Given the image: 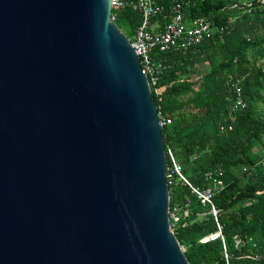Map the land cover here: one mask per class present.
<instances>
[{
    "label": "water",
    "instance_id": "obj_1",
    "mask_svg": "<svg viewBox=\"0 0 264 264\" xmlns=\"http://www.w3.org/2000/svg\"><path fill=\"white\" fill-rule=\"evenodd\" d=\"M112 1L0 0V264H189Z\"/></svg>",
    "mask_w": 264,
    "mask_h": 264
},
{
    "label": "trees",
    "instance_id": "obj_2",
    "mask_svg": "<svg viewBox=\"0 0 264 264\" xmlns=\"http://www.w3.org/2000/svg\"><path fill=\"white\" fill-rule=\"evenodd\" d=\"M154 1L168 10L172 0ZM183 14L186 22L204 19L211 35L183 50L153 48L150 58L160 69L156 84L148 81L158 112L171 120L161 128L166 168L170 151L195 188L208 186L206 173L224 181L212 197L223 241H200L217 224L210 206L179 180L168 185L169 207L188 215L174 235L189 264H264V0H199ZM112 15L133 41L141 15L128 3ZM238 81L245 106L232 112L231 85ZM228 126L231 130H220ZM234 237L244 244L236 246Z\"/></svg>",
    "mask_w": 264,
    "mask_h": 264
},
{
    "label": "built area",
    "instance_id": "obj_3",
    "mask_svg": "<svg viewBox=\"0 0 264 264\" xmlns=\"http://www.w3.org/2000/svg\"><path fill=\"white\" fill-rule=\"evenodd\" d=\"M198 1L199 0H172L168 10L164 6H159L154 0L112 1V11L119 10L128 3L133 11H136L141 15V23L135 31L133 41H130V43L135 54L139 58L143 73L146 75L147 79L150 78L152 85L156 84V75L160 69V65H155L150 58V52L153 48H157L160 52L168 50H183L197 45L204 38L211 35L210 24L204 19H194L189 22L184 20L183 8L190 4L197 3ZM111 19L112 21L115 20V16L112 15V13ZM238 85L239 81L234 82L231 85V88L234 89L233 93L236 95V99L232 105V112L245 106L240 98V88ZM161 90V88L155 89V92L159 94ZM158 119L161 128L164 125H169L171 123L170 119L161 117L159 112ZM220 130L222 132L231 130V126H228L227 129L221 127ZM168 155L171 159V165L169 168H166L167 185H172L175 180H179L181 184L187 185L201 204H208L210 206L209 211L213 215L217 224V230L214 233L206 235L200 241L202 243L215 241L217 239L223 241L221 228L217 223V211L212 204L213 195L224 187L222 177L220 178V176L216 177L212 173H206L204 178L208 183V186L203 190H199L192 186V184L183 176L181 165L174 159L170 151H168ZM259 156L260 154H258V158ZM260 160L262 163L264 162V153L261 154ZM187 215L188 211L183 210L180 207L175 206L172 209H169V221L173 230L178 225L180 218ZM234 242L236 246H242L244 244L243 240L238 237H234ZM247 242L255 246V243L251 238H249ZM224 257L225 259L228 258L226 253L224 254Z\"/></svg>",
    "mask_w": 264,
    "mask_h": 264
},
{
    "label": "rangeland",
    "instance_id": "obj_4",
    "mask_svg": "<svg viewBox=\"0 0 264 264\" xmlns=\"http://www.w3.org/2000/svg\"><path fill=\"white\" fill-rule=\"evenodd\" d=\"M119 27L122 29V31H125V26H124V24H121V25H119ZM255 151H257V150H255ZM182 248V250H184V247H181Z\"/></svg>",
    "mask_w": 264,
    "mask_h": 264
}]
</instances>
